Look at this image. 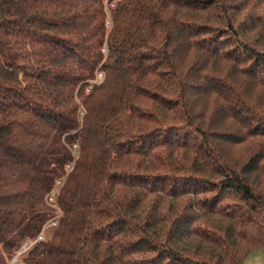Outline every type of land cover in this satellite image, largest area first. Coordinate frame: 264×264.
Returning a JSON list of instances; mask_svg holds the SVG:
<instances>
[{"label": "trees", "instance_id": "16d2710c", "mask_svg": "<svg viewBox=\"0 0 264 264\" xmlns=\"http://www.w3.org/2000/svg\"><path fill=\"white\" fill-rule=\"evenodd\" d=\"M262 7L0 0V264L26 241L25 264H242L263 246Z\"/></svg>", "mask_w": 264, "mask_h": 264}, {"label": "rangeland", "instance_id": "374dc122", "mask_svg": "<svg viewBox=\"0 0 264 264\" xmlns=\"http://www.w3.org/2000/svg\"><path fill=\"white\" fill-rule=\"evenodd\" d=\"M263 8V7H262ZM261 9V8H260ZM260 14L262 16H264V8L261 9V12ZM99 77H102V75L100 74ZM61 182H59V186H60ZM57 188L55 190H53V192L49 195V201L50 202H54L56 200V195H57ZM55 208H57L56 206H54ZM58 212L60 211L58 208H57ZM53 225H55V223H52L50 224L49 226H45L43 231H42V235H43V239H45L46 237V234L47 232L49 231V227H54ZM51 230V229H50ZM40 234V235H41ZM31 245V243H29V246ZM28 246V247H29ZM27 247V248H28ZM19 250V249H18ZM17 250V251H18ZM27 250V249H26ZM25 250V251H26ZM25 251L22 253L24 254ZM17 253V252H16ZM22 254L16 258V260L14 261L13 264H25L21 258ZM15 256V254H14ZM13 256V257H14ZM13 259V258H12ZM11 259V260H12ZM11 260L9 261V264H11ZM242 264H264V245L263 246H260L258 248H255L253 250H251L248 255L245 257V259L243 260V263Z\"/></svg>", "mask_w": 264, "mask_h": 264}, {"label": "built area", "instance_id": "2783aa9c", "mask_svg": "<svg viewBox=\"0 0 264 264\" xmlns=\"http://www.w3.org/2000/svg\"><path fill=\"white\" fill-rule=\"evenodd\" d=\"M38 239H43V235H39L38 236ZM29 246V242L26 241L20 248L19 250L17 251V253L15 254V256L13 257V259L11 260V264L14 263V261L16 260L17 257H19L26 249L27 247Z\"/></svg>", "mask_w": 264, "mask_h": 264}]
</instances>
